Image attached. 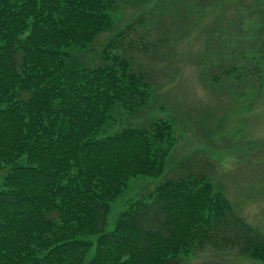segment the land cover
Here are the masks:
<instances>
[{"label": "trees", "instance_id": "obj_1", "mask_svg": "<svg viewBox=\"0 0 264 264\" xmlns=\"http://www.w3.org/2000/svg\"><path fill=\"white\" fill-rule=\"evenodd\" d=\"M246 1L264 47V0ZM120 3L0 0V264H183L207 248L264 263V235L216 190L206 155L178 160L106 231L129 181L161 177L177 144L173 121L135 122L154 98L132 55L149 48L144 16L93 48Z\"/></svg>", "mask_w": 264, "mask_h": 264}, {"label": "rangeland", "instance_id": "obj_2", "mask_svg": "<svg viewBox=\"0 0 264 264\" xmlns=\"http://www.w3.org/2000/svg\"><path fill=\"white\" fill-rule=\"evenodd\" d=\"M120 1L113 12V30L102 34L93 48L100 49L108 34H116L144 16L149 48L132 55L149 70L154 98L134 115L135 122L145 127L149 123H143L149 120L173 121L177 144L161 177L138 176L129 181L112 204L106 231L113 229L119 214L132 201H140L162 184L178 160L193 154V158L205 160L207 156L213 162L216 190L231 201L239 217L264 235V47L260 41L252 49L250 43L260 26L255 23L259 16L252 19L245 10L252 6L251 1ZM194 2H200L197 9ZM225 20L231 25L222 30ZM228 32L243 33L246 39L236 40ZM209 34L214 39L210 45ZM93 56V50L86 54ZM209 61L211 66L202 78ZM204 77L207 83L214 79V86H205ZM120 117L121 121L128 118ZM2 180L0 173V188ZM183 264L264 263L242 257L236 250L207 248L185 257Z\"/></svg>", "mask_w": 264, "mask_h": 264}]
</instances>
